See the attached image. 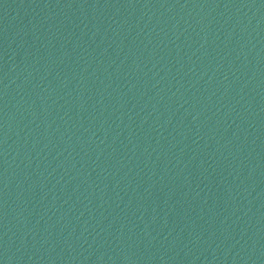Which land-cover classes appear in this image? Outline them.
<instances>
[{
	"label": "water",
	"instance_id": "95a60500",
	"mask_svg": "<svg viewBox=\"0 0 264 264\" xmlns=\"http://www.w3.org/2000/svg\"><path fill=\"white\" fill-rule=\"evenodd\" d=\"M0 264H264V0H0Z\"/></svg>",
	"mask_w": 264,
	"mask_h": 264
}]
</instances>
